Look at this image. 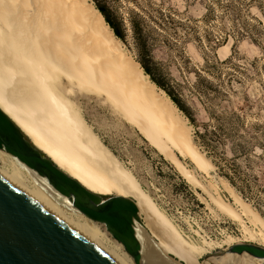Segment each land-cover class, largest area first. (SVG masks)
<instances>
[{
    "label": "bare ground",
    "instance_id": "6f19581e",
    "mask_svg": "<svg viewBox=\"0 0 264 264\" xmlns=\"http://www.w3.org/2000/svg\"><path fill=\"white\" fill-rule=\"evenodd\" d=\"M121 43L89 0H0V108L81 184L98 193L113 190L136 201L145 215V223L134 222L139 262H132L119 242L108 244L95 223L45 177L2 150L0 155L9 156L14 168L11 172L0 168V174L118 264H206L199 257L209 253L215 242L188 240L71 100L74 87L105 95L184 178L202 185L174 150L202 171L208 172L214 164L195 143L186 116L140 63L122 50ZM230 192L235 207L220 195L211 194L212 200L245 230V219L260 223L258 235L264 239V218ZM244 264L254 263L245 259Z\"/></svg>",
    "mask_w": 264,
    "mask_h": 264
},
{
    "label": "rangeland",
    "instance_id": "374dc122",
    "mask_svg": "<svg viewBox=\"0 0 264 264\" xmlns=\"http://www.w3.org/2000/svg\"><path fill=\"white\" fill-rule=\"evenodd\" d=\"M89 1L95 6L94 0ZM105 1L121 23L124 38L119 39L125 53L139 62L138 42H144L143 52L149 53L158 72L197 116L215 124L223 115L236 112L243 117L239 134L249 136L248 132H262L259 136L262 145L253 147L243 138L236 140L227 127L219 147L223 156L220 162L234 175L236 185L217 166L208 172L202 171L175 149L182 164L198 176L202 185H197L184 178L175 164L146 140L105 95L74 87L71 100L93 131L188 240L196 244L205 240L215 242L209 253L199 257L201 263L244 264L245 259H250L254 264H261L249 254L229 252L239 242L264 246L263 237L258 235L261 224L245 219L248 229L245 230L243 224L216 206L211 194L220 195L235 207L237 203L230 192L234 191L264 218V0ZM247 28L252 33L242 35V30ZM138 29L142 30L141 41L137 39ZM225 33L229 34L228 39L219 42ZM249 122H256L259 127L252 131L247 127ZM188 124L194 139V127L189 119ZM234 141L241 146L234 149ZM197 146L206 155V150ZM7 155H0V168L11 172L14 167ZM164 160L175 167L181 179L171 173ZM181 180L188 184V190ZM108 194L118 193L112 190ZM139 215L145 223L144 213ZM91 221L105 234L108 244L118 242L103 223Z\"/></svg>",
    "mask_w": 264,
    "mask_h": 264
},
{
    "label": "water",
    "instance_id": "95a60500",
    "mask_svg": "<svg viewBox=\"0 0 264 264\" xmlns=\"http://www.w3.org/2000/svg\"><path fill=\"white\" fill-rule=\"evenodd\" d=\"M0 149L45 177L87 218L103 223L112 238L139 262L136 201L122 194L90 190L62 170L0 108ZM230 253L249 254L264 264V246L239 242ZM0 264H118L81 233L52 214L0 174Z\"/></svg>",
    "mask_w": 264,
    "mask_h": 264
},
{
    "label": "trees",
    "instance_id": "16d2710c",
    "mask_svg": "<svg viewBox=\"0 0 264 264\" xmlns=\"http://www.w3.org/2000/svg\"><path fill=\"white\" fill-rule=\"evenodd\" d=\"M94 4L95 7L102 13V15L104 16L106 22L110 25V27L112 28L115 36H117L118 38H124L123 36V30L121 27V23L118 21L114 11L112 10V8L108 5V3L105 0H94ZM258 24H261L260 21H258ZM252 32L250 30V28H247L246 30H242L241 34L242 35H250ZM136 35H137V39L138 41H141V39H143V34H142V30L138 29L136 30ZM229 37V34H224L221 37L220 41L223 40H227ZM140 44V48H141V53H140V58H139V62L141 64V66L143 67L145 74L149 76V78L157 85L159 86L161 89H163L165 91V93L167 94V96L175 103V105H177V107L187 116V118L190 121V124L194 127V141L196 144H198L199 146H202V148H204L206 150V155L208 158L211 159V161L213 162V164L215 166H217L218 168H220V172L222 174H224L232 184L236 185L235 182V177L233 174H229V172H227L223 166H221V160L223 159L222 153L219 152V147L221 145V141H222V136L223 134L226 132L227 127L229 129H231V133H234L233 135H235L236 140L239 139H245L246 144H251L253 147L255 145H262L261 140H259V136H261V133H256V134H252L250 132H248L249 136L247 135H243V134H239L238 130L241 126V124H243L242 118L240 117L238 114H236V112L230 114V115H223L222 117H220V121L219 122H214L213 121H209L206 120L200 116H197L192 110L191 108L187 107L182 98L180 97V95L175 91L173 85L166 79V77L164 75H162L160 72H158V70L155 68V66L153 65L152 59L149 56V53L144 51L143 52V47L146 48L144 42H138V46ZM252 131L256 128L259 127L258 123L256 122H249L248 126ZM249 129V130H250ZM235 140V141H236ZM232 142L235 147H240V143L238 142ZM263 153L259 154L258 156H262ZM165 163H167L168 167L171 170V173L174 176H177L178 178L181 179V176L179 175V173L175 170V167L170 164L169 162L165 161ZM234 171H236V167H233ZM182 184L185 186V188L187 189L188 184L184 181L181 180ZM188 190V189H187ZM191 193V191H189Z\"/></svg>",
    "mask_w": 264,
    "mask_h": 264
}]
</instances>
